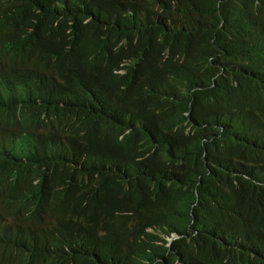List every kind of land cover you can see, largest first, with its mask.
I'll list each match as a JSON object with an SVG mask.
<instances>
[{
    "label": "trees",
    "instance_id": "trees-1",
    "mask_svg": "<svg viewBox=\"0 0 264 264\" xmlns=\"http://www.w3.org/2000/svg\"><path fill=\"white\" fill-rule=\"evenodd\" d=\"M0 264H264V0H0Z\"/></svg>",
    "mask_w": 264,
    "mask_h": 264
},
{
    "label": "water",
    "instance_id": "water-1",
    "mask_svg": "<svg viewBox=\"0 0 264 264\" xmlns=\"http://www.w3.org/2000/svg\"><path fill=\"white\" fill-rule=\"evenodd\" d=\"M178 238L177 235H174V239Z\"/></svg>",
    "mask_w": 264,
    "mask_h": 264
}]
</instances>
